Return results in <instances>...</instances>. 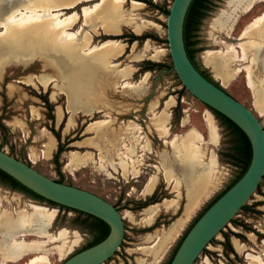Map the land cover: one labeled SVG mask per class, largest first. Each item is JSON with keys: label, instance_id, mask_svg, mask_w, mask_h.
<instances>
[{"label": "rangeland", "instance_id": "obj_1", "mask_svg": "<svg viewBox=\"0 0 264 264\" xmlns=\"http://www.w3.org/2000/svg\"><path fill=\"white\" fill-rule=\"evenodd\" d=\"M22 1L0 0V15ZM97 1L100 0L83 2L74 9L81 14L82 5ZM137 1L142 4L136 8L132 7L131 0L118 2L122 4L121 16L108 20L97 18L90 27L82 25L84 18L81 16L72 26L75 32L83 28L82 33L89 36L88 45H101L112 39L122 48L120 55L106 58L107 64L114 65L102 69L103 80L96 81L93 88L85 89L86 106L69 93L73 79L70 71L76 69L74 62L80 58L91 61L111 44L82 55L79 52L69 54L62 47L65 41L52 36L48 29L39 35L16 30L19 37L0 39V150L51 179L88 190L116 207L126 224V243L106 264H166L194 220L241 169L236 135L182 88L170 67L166 11L172 0ZM229 6V0L208 1L207 9L192 33L193 59L212 80L251 109L264 129V110L259 100L264 101V23L253 30L255 34L252 31L253 35L248 33L250 36L245 34L243 38L249 41L252 37L248 55L253 57L249 64L257 94L247 87L244 72L237 73L223 85L203 60L207 50L220 51L215 54L218 55L225 53L230 44L240 42L246 24L264 11V0H255L247 12L234 13L228 28L215 27L214 21L221 11H232L233 7ZM72 11L64 10L67 14ZM132 17L136 19L132 21ZM104 26L111 34L106 33ZM110 29H118L119 33ZM4 40L9 42L4 44ZM249 42L246 40L245 43ZM228 57L231 69H235L237 61H233L231 55ZM245 64L247 62L242 63ZM123 73L128 74L126 79ZM39 77L50 78V82L42 85L37 81ZM88 77L85 74L81 80L87 81ZM124 80L129 85L122 86ZM58 109L63 113L60 119ZM207 113L216 127L218 139L214 142L205 121ZM162 115L165 117L164 133L160 134L153 123ZM70 117L74 125L66 132ZM192 129L202 137L190 141L185 150L182 148L186 142L185 134ZM52 130L59 134L62 144L57 163L54 154L58 140ZM108 132L116 135V140L113 135L107 138ZM47 135L56 139L49 159L43 157ZM72 152L85 155L86 162L73 168L66 167ZM210 157L215 158L217 166L214 165L208 185L204 183L193 196V187L185 180L183 171L187 167L188 174L201 171ZM122 161L127 163L126 171ZM150 178L155 179V185L152 190L145 191ZM153 194L156 202L142 207ZM0 197V214L8 212L7 215L14 217L30 214L29 204L32 203L56 210L46 235H40L34 228L24 231V236L16 235L17 241L42 245L38 250L14 261L2 259L0 255V264L2 261L3 264H27L33 256L41 254L49 256L48 264H61L70 255L86 248L100 233V226L93 218L49 205L3 184H0ZM166 201H170L169 206L165 205ZM244 205L246 207L237 212L193 264H219L221 261L225 264H257L245 258L247 252L259 255L264 261V177ZM153 207L158 209L151 212L149 209ZM223 234L228 236L234 252L222 245L226 241Z\"/></svg>", "mask_w": 264, "mask_h": 264}, {"label": "bare ground", "instance_id": "obj_2", "mask_svg": "<svg viewBox=\"0 0 264 264\" xmlns=\"http://www.w3.org/2000/svg\"><path fill=\"white\" fill-rule=\"evenodd\" d=\"M23 1L17 6L5 12L4 14L0 15V39L4 38L5 36H10V38L12 39L15 36L16 38L19 37L15 33L16 30H18L17 32H22L23 30V31H27L28 33L30 32L32 34L39 35V34H43V32L47 31L48 29L52 36H56L57 39L61 41L62 40L65 41V43L62 44V47H64L67 50V52H69V54H74L76 52H79L82 55L92 54L93 52H95V50L99 49V47L111 44L109 47H107L106 51H103L102 53L101 52L98 53V55L94 57L93 59H91V61L90 59L88 60L87 58H84V57L80 58L77 62H74V64L77 65L76 69L70 71V74L73 76V79L70 80L69 93L74 97L76 96V99L79 100L80 104L85 102L84 105L86 106L88 104V98H84V95L86 94L87 88H91V87L93 88V86L96 85V81L101 82L103 80L102 69H105V68H108L114 65V64H107L106 58L108 56H111V59H112L113 56L120 55L122 48L120 47L121 45L120 46L118 45L117 41L112 40V39H107L101 45H88L87 40L90 41L88 39L89 36L87 33H82L83 28H81L80 31L75 32L72 26L74 25V23L77 22L79 17L81 18V16H83L84 18L82 25L85 24V26H88V27H90L91 22H93L95 19L97 20V18L108 20L109 17H118L119 15L121 16L122 12L120 13L119 11H120L122 4L118 2H122V0H100V1L95 2L92 5H82L83 7L81 9V12H82L81 14L76 12L74 8H76L83 2H89L90 0H23ZM254 2L255 0H229V5L233 7L232 11L231 12L221 11L217 19L214 21V26L220 27V28H228L229 27L228 24L230 20L233 18V14L237 13L239 10L244 11V12L251 10ZM131 3H132L133 8L139 7L142 4L140 1H137V0H131ZM66 9L67 10L73 9V11L67 14L64 12V10ZM133 19L135 20L136 17H132V21ZM99 23H100V20H99ZM263 23H264V11H262L260 14L255 16L250 22L246 24V26L244 27L242 31V34L239 37L240 42H238L237 44H230L225 53H220L218 55H215L217 52H220V51L207 50L205 52V55H204L205 59L203 60H205V62L213 69L217 78L221 80L223 85L227 84L230 80H232L233 77L237 73L244 72L247 87L253 93L257 94L255 82L253 79V71L249 64L250 60H252L253 57L250 58L248 55V49H249L248 44H250L249 41L251 40L252 37H250L249 41L248 39H246L247 42L249 43H245L246 40H244L243 38L245 34H248V33L250 34L252 33L253 35V32H254L253 30L257 27H262ZM112 24L111 26L114 28ZM104 29L107 31L106 32L107 34L108 33L111 34L105 26H104ZM110 30L112 31L114 29H110ZM113 33H119V30L115 29ZM79 35H81L80 38H79ZM248 36L250 35L248 34ZM77 37L78 39H75ZM255 39L254 41L258 42L257 41L258 38L257 40ZM68 40H70V42H68ZM8 42L9 41L4 40V44H7ZM230 55L233 61H237V63H235L237 67L235 69H231V64H230L231 60L228 57ZM246 62L247 64L242 65V63H246ZM233 66H234V63H233ZM85 74H88L89 76L87 81L81 80V78ZM127 75L128 74L123 73L122 76L125 77L126 79ZM37 81L42 85H47L50 82V78H40L39 77ZM127 84L129 85V82L127 80H124L122 83V86L127 85ZM98 87H100V85ZM102 92L103 91L101 90V93ZM259 100L264 110V101L261 99ZM62 115L63 113L61 109H58L57 110L58 119H60ZM263 116H264V111H263ZM205 117H206L205 121L207 122V125L209 128L211 140L214 142L216 141V138L218 137L216 134V127H215L214 121L212 120V117L209 113H207ZM164 121H165V117L162 115L160 116L158 121L153 123L154 124L153 126L156 127V130H155L156 132H159L160 134L164 133V130H163V126L165 123ZM73 125H74L73 119L70 117L68 119V122L66 123V128H65L66 132H68ZM112 135L113 134L111 132H108L106 134V137L107 136L112 137ZM185 135H186L185 137L186 142H184L182 145V148L185 150H188V146H189L188 143H190V141H194L196 138H198L199 140V138L202 137L199 133L196 134L193 129L190 130ZM113 136H114L113 137V140H114L116 138V135H113ZM46 138L47 140L44 143L43 157L46 159H49L51 157L52 151L55 148L56 139L54 138L53 135H47ZM131 150L132 152H134L133 149H130V151ZM195 156L197 155L195 154ZM66 162H67L65 164L66 167L73 168L77 164L85 163L86 157L85 155L79 156L72 152L69 154V157ZM214 165L217 166L215 164V158L210 157L209 161L206 163L204 167H202L201 171L188 174V167L187 169L183 171L185 180L188 182H191V185L193 187V192H194L193 196L196 195L197 191L199 190L198 188H200L204 183L206 184L207 181L210 179L211 177L210 174L212 173V170H214L213 169ZM122 166H123L124 171H126L127 163L125 161H122ZM154 185H155V179L150 178L146 185L145 191L152 190ZM169 204H170V201H166L165 205L169 206ZM29 205L32 211H30V214L28 213L27 215L19 214L18 216L14 217V216L7 215L8 212L0 214V255L2 259H7V260L9 259V261H14L20 258L21 255L29 254L32 251L38 250L42 246V245L37 244L36 242H27L25 240L17 241L15 240L16 235L20 234L19 236H24L25 234L23 232L27 231L29 228H34V230L39 231L40 235H46L47 228L50 227L56 210L49 209L45 206L38 205L35 203L29 204ZM157 209L158 207H153V208H150L149 210L151 212H155ZM246 257H247V260L248 259L250 260L249 261L250 263L255 262L257 264H264L263 259L257 254L247 252ZM3 262L4 261H2V264ZM48 263H49V256L46 254L33 256V258H31L30 261L27 262V264H48ZM219 264H225V263L221 261L219 262Z\"/></svg>", "mask_w": 264, "mask_h": 264}, {"label": "water", "instance_id": "obj_3", "mask_svg": "<svg viewBox=\"0 0 264 264\" xmlns=\"http://www.w3.org/2000/svg\"><path fill=\"white\" fill-rule=\"evenodd\" d=\"M191 1L172 0L169 7L166 40L171 69L192 96L205 107L226 116L246 134L252 156L243 175L189 228L169 264H193L203 249L241 210L264 174V129L257 116L214 80L205 77L187 55L183 25ZM0 169L43 198L90 214L109 226V233L103 240L70 255L61 264H106L126 243V224L116 207L106 199L80 187L51 179L2 150Z\"/></svg>", "mask_w": 264, "mask_h": 264}, {"label": "trees", "instance_id": "obj_4", "mask_svg": "<svg viewBox=\"0 0 264 264\" xmlns=\"http://www.w3.org/2000/svg\"><path fill=\"white\" fill-rule=\"evenodd\" d=\"M209 0H192L188 10L186 12L185 15V19H184V25H183V38H184V43H185V48H186V52L187 55L189 57V59L192 61L193 58V54H194V48L192 47V42L190 40V33L192 30L196 29L198 23L200 22V19L202 18V15H204L205 10L207 9V3ZM153 6H155L154 4H152ZM169 10L166 11V14L168 15ZM193 26V27H192ZM134 39H138L136 37H134ZM171 67V66H170ZM205 77H207L209 80H212L206 73H202ZM217 84V83H216ZM183 89H185L184 87H182ZM208 107V106H207ZM213 114L216 116V118H218L222 124L226 125V127L228 129H230L237 137V140L239 142V152H240V162H241V169L239 174L236 176V178L221 192V194H223L230 186H232L242 175L243 173L246 171V169L249 166V163L251 161V156H252V150H251V144L250 141L248 139V137L246 136V134L234 123L232 122L230 119H228L226 116H224L223 114H221L220 112L208 107ZM53 131V130H52ZM54 135L56 137V139L58 140V147L57 150L54 154V160L57 163V159L59 156V153L62 151V144L60 142V137L59 134L54 132ZM264 177V176H263ZM59 182H62L61 180ZM0 183H2L3 185L8 186L11 189L14 190H18L20 192H23L24 194L39 200V201H45L47 202L49 205L52 206H58L61 209H67V210H73L75 212H78L80 214L86 215L87 217L93 218L94 220L97 221V223L100 226V233L97 236V238L91 242L88 246L89 247L91 245H94L96 243H98L99 241L103 240L107 234L109 233V226L101 219L94 217L90 214L78 211V210H74L59 204H56L50 200H47L45 198H43L42 196L36 194L35 192H33L32 190H30L29 188H27L26 186H24L23 184H21L20 182H18L16 179H14L13 177H11L9 174H7L6 172H4L3 170L0 169ZM219 194L215 199H213L211 201V203L200 213V215L221 195ZM154 194L149 197L146 201L143 202L142 207L143 206H147L149 204H153L156 201L154 200ZM246 206L243 205L241 207V209L245 208ZM199 215V216H200ZM199 216L194 220V222L199 218ZM193 222V223H194ZM193 223L191 224V226L193 225ZM190 226V227H191ZM189 227V228H190ZM188 228V230H189ZM187 230V231H188ZM186 231V232H187ZM185 232V234H186ZM185 234L183 235V237L185 236ZM224 238H225V242L222 243V245L224 246V248H228L231 252H234L233 249L231 248V246L229 245V241H228V236L226 234H223ZM183 237L181 238V240L183 239ZM181 240L178 242L177 246L175 247L173 253L171 254L169 260L167 261L166 264H169L178 245L180 244ZM236 255V254H235Z\"/></svg>", "mask_w": 264, "mask_h": 264}, {"label": "flooded vegetation", "instance_id": "obj_5", "mask_svg": "<svg viewBox=\"0 0 264 264\" xmlns=\"http://www.w3.org/2000/svg\"><path fill=\"white\" fill-rule=\"evenodd\" d=\"M193 27V26H192ZM195 30V29H194ZM194 30H192L191 31V33H190V40H191V42H193L192 41V33L194 32ZM193 46V45H192ZM192 63L194 64V66L201 72V73H204L199 67H198V65L195 63V61H194V59L192 58ZM205 74V73H204ZM217 85H219L218 83H217ZM229 93V92H228ZM230 94V93H229ZM231 95V94H230ZM0 184H2V183H0Z\"/></svg>", "mask_w": 264, "mask_h": 264}, {"label": "crops", "instance_id": "obj_6", "mask_svg": "<svg viewBox=\"0 0 264 264\" xmlns=\"http://www.w3.org/2000/svg\"><path fill=\"white\" fill-rule=\"evenodd\" d=\"M235 242H236V241H235ZM236 244H237V242H236ZM238 244H239V243H238ZM238 244H237V245H238ZM235 249H236V248H235ZM236 250H237V249H236ZM237 251H238V250H237ZM238 252H240V251H238ZM244 254H245V253H244ZM245 258H247L246 255H245Z\"/></svg>", "mask_w": 264, "mask_h": 264}]
</instances>
